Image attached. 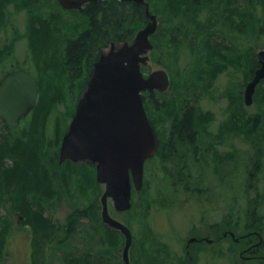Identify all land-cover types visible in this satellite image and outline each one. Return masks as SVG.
<instances>
[{"label": "rangeland", "instance_id": "1", "mask_svg": "<svg viewBox=\"0 0 264 264\" xmlns=\"http://www.w3.org/2000/svg\"><path fill=\"white\" fill-rule=\"evenodd\" d=\"M205 1L207 2L151 1V13L157 16L159 28L157 27V32L151 36L155 48L149 54V63L143 67V72L148 76L159 70L166 71L170 86L163 93L153 90V95L147 97L148 114L164 145L169 139L173 123L167 113L176 100H179L177 108L180 117L185 108L193 110L196 115L201 113L208 116L206 126L197 130L195 140L197 154L208 156V162L200 164V169L194 172L200 181L195 180L194 184L186 179L187 176L182 175L183 167L179 165L178 158H154L146 164L143 189L139 192L134 190L135 209L120 213L115 209L113 200L109 199L110 215L128 226L133 233V245L130 250L132 264H148L144 260V247H137L135 258L133 250L136 245L143 246L142 242L145 241L149 230L159 240L160 260H166V264H259L260 260L253 256H264V247H261L259 254L256 250L245 254L244 251L249 246L248 241L243 239L235 242L230 236L232 232L235 238H242L254 231L253 233H260L264 241V135L247 128L234 127L240 116L254 118L259 114L255 96L251 106L245 104V90L255 74L254 72L249 80L250 69H256V65H259L258 52L264 50V37H247L243 32L235 33L236 29L226 27L221 17L220 9H226V3L214 7L212 0ZM239 3H242L241 6L245 4L243 0H235L236 5ZM56 4L59 11H66L63 12L64 21L75 25L76 20L69 11L62 8L59 0L50 1L46 9H51ZM2 5L4 9L0 18V83L12 72H37L31 59L27 10L17 9V0H0V7ZM257 15L262 17L261 8ZM139 20L143 19L139 16ZM149 23L145 10V22L140 23L139 27L131 24L125 29L127 32H134L135 39ZM205 34L208 37H205ZM67 35H71V32ZM209 37L210 44L220 45L229 58L230 54L235 52L244 58L246 50L255 57H251L248 62H244L242 58L240 62L236 59L225 64L221 59L214 60L206 49L205 42ZM102 51L107 53L109 48ZM210 64L217 67L211 75ZM85 68L86 65H83L82 76L75 83V94H72L69 88L65 102L59 105L57 114L66 117L67 129L75 114L77 103L86 90L85 88L80 91L84 84ZM56 117L57 115L51 120L50 126L54 125ZM27 121L24 120L19 127L12 128L0 116V125H4L12 136L17 137L28 128ZM60 148L61 143L59 148L54 145L51 147V160L57 153V169L51 160L48 164L56 175V186L59 190L56 201L48 203L52 204V210L46 211L47 216L52 217L55 223L63 225L75 209L82 208L96 198L98 206L101 207L105 185L97 182L96 168L91 165L95 170L96 192L91 189L82 196L77 183L66 190L59 176V171L64 167V163L60 164ZM253 159L260 165L256 170L251 167ZM73 164L82 168L90 163ZM250 169L253 170L252 178L249 177ZM10 206L7 203L6 208L0 207L1 219L9 223L8 264H31L33 232L23 224V219L18 213L10 212ZM136 209L140 211V215L136 214ZM256 221L258 222L255 225ZM224 234L228 236L225 237ZM122 237L123 243L117 252V258L124 264L125 238ZM98 239L99 235L96 236V243ZM193 239L196 241L190 242ZM259 241L258 239L255 242ZM232 242L237 246L232 245ZM74 243L81 246L76 238ZM49 262L62 264L56 255L50 257Z\"/></svg>", "mask_w": 264, "mask_h": 264}, {"label": "trees", "instance_id": "2", "mask_svg": "<svg viewBox=\"0 0 264 264\" xmlns=\"http://www.w3.org/2000/svg\"><path fill=\"white\" fill-rule=\"evenodd\" d=\"M50 1L53 0H17L16 8H24L29 14V46L37 72H28L36 76L41 95L39 104L31 116L24 119L28 120V128H25L21 135L12 136L4 125H0V207L6 208L7 203L10 204V212L18 213L23 219V224L31 228V264H50L49 259L53 255H56L62 264H122L117 258V252L122 246L123 237L119 231L103 223L97 198L82 208L75 209L63 225H58L52 217L47 216L46 210H52V204L48 203L56 201L59 190L56 186V175L48 162L51 160L52 145L59 148L67 130L66 117L57 114L59 105L65 102L69 88V91L75 94V83L82 76L83 65H86V68L84 84L80 91L85 90L100 51L109 48L113 43L121 44L134 39V32H127L125 28L131 24L139 27L140 23L145 22V7L119 0L98 1L87 4L81 12L69 11L77 22L72 25L64 21L63 12L66 11H59L57 4L51 9H46ZM179 1L182 3V0ZM223 2L226 3V9L220 11L226 27L236 29L237 34L243 32L247 37H264V0H243L245 4L242 6V3L236 5L235 0H212L211 4L220 7ZM260 8L262 17L257 15ZM3 9L2 5L0 18ZM139 16L143 20H139ZM69 31L71 35H67ZM205 37L208 36L205 34ZM210 42L209 37L205 42L206 49L214 60L221 59L224 64L236 59L239 62L242 60L243 56L236 52L231 53L229 58L220 45L215 46ZM250 54L251 52L246 50L244 62L255 57ZM256 67L259 68V65ZM257 68L250 69L249 80ZM210 69L209 75L215 72L217 67L210 64ZM255 100L259 105V114L254 118L240 116L234 127L247 128L264 135V81L257 88ZM178 101L174 102L167 113L168 118L173 120L169 139L164 145L158 137L159 148L155 158H178L179 165L183 167L182 175L195 184V180L199 181V176L194 175V172L200 169V164L208 162V156H203L202 153L203 158H200L197 154L195 141L197 130L206 126L208 116L201 113L196 115L193 110L185 108L180 117ZM56 115L54 125L50 126ZM151 122L153 124V121ZM154 129L156 131L155 126ZM51 136L53 137L49 138ZM51 161L57 169V153ZM91 165L77 168L71 161H66L61 172L59 171L61 184L68 190L77 183L82 196L91 189L95 191V170ZM259 166L253 159L251 167L256 170ZM249 175L250 178L253 177L252 169L249 170ZM132 209H135L134 203ZM134 211L140 215L139 210ZM82 229L83 232L80 233ZM9 233V223L0 217V264L9 262ZM97 235L99 239L96 243ZM74 238L79 240L81 246L74 243ZM158 243L159 240L149 230L145 241L142 242L143 246L134 247L133 257L136 256L137 247H144V260L148 264H166V260H160ZM258 263L264 264V259Z\"/></svg>", "mask_w": 264, "mask_h": 264}, {"label": "water", "instance_id": "3", "mask_svg": "<svg viewBox=\"0 0 264 264\" xmlns=\"http://www.w3.org/2000/svg\"><path fill=\"white\" fill-rule=\"evenodd\" d=\"M98 1L102 0H59V3L66 10L82 11L85 5ZM119 1L145 5L150 23L132 42L112 44L109 52L95 63L62 139L60 164L70 160L75 164L89 162L95 166L97 182L105 185L101 198L102 221L124 236L123 261L132 264L133 233L110 215L108 202L112 199L118 212H127L132 207L133 189L138 192L143 189L145 164L155 156L159 145L142 94L167 91L170 79L164 70L147 77L142 71L154 49L150 37L158 27L149 0ZM258 63L259 68L245 90L247 106L253 104L257 88L264 81V50L258 52ZM39 101L40 86L36 77L28 72L12 74L0 85V116L12 128L18 127ZM230 236L239 241L234 233ZM194 241L196 239L190 242Z\"/></svg>", "mask_w": 264, "mask_h": 264}, {"label": "flooded vegetation", "instance_id": "4", "mask_svg": "<svg viewBox=\"0 0 264 264\" xmlns=\"http://www.w3.org/2000/svg\"><path fill=\"white\" fill-rule=\"evenodd\" d=\"M151 1L152 0H149L148 2L150 3V6H151ZM141 6H143V5H141ZM144 7H145V5H144ZM159 28V27H158ZM153 36V35H152ZM101 52V51H100ZM105 54V52H101L100 53V55H99V59L96 61V62H94V65H95V63H97V62H99L100 61V59H101V57L103 56ZM18 72H21V71H17V72H12V73H10V74H8L6 77H5V79L8 77V76H10V75H12V74H15V73H18ZM22 72H28V71H22ZM92 76V75H91ZM4 79V80H5ZM3 80V81H4ZM2 81V82H3ZM2 82L0 83V85L2 84ZM153 91H147V92H144L143 93V101H144V105H145V109H146V111H147V114H148V108H147V103H148V98L147 97H149V96H151V95H153V93H152ZM161 93H163V92H161ZM148 116H149V114H148ZM149 119H151L150 118V116H149ZM152 121V120H151ZM170 133H171V129H170ZM156 136H157V139H158V134H156ZM158 142H159V140H158ZM94 166V165H93ZM95 167V166H94ZM254 236V237H253ZM238 239V238H237ZM241 239H245V240H247L248 242V245L249 246H247L246 247V249H245V251H244V253L245 254H249V253H251L252 252V250H256V253L257 254H259V252H261V247H264V241H263V239H262V236H261V234L260 233H258V232H255V233H250V234H247V235H244L242 238H239V241L238 242H240V240ZM260 240L259 242H255L256 240ZM253 258H255V259H257V260H261V259H264V256H262L261 254H259V255H255V256H253Z\"/></svg>", "mask_w": 264, "mask_h": 264}, {"label": "bare ground", "instance_id": "5", "mask_svg": "<svg viewBox=\"0 0 264 264\" xmlns=\"http://www.w3.org/2000/svg\"><path fill=\"white\" fill-rule=\"evenodd\" d=\"M6 49V48H5ZM32 59V58H31ZM152 124V123H151ZM153 126V125H152ZM19 130V129H18ZM15 132V131H14Z\"/></svg>", "mask_w": 264, "mask_h": 264}]
</instances>
